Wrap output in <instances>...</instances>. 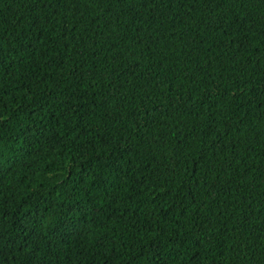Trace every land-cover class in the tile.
<instances>
[{
	"label": "trees",
	"instance_id": "1",
	"mask_svg": "<svg viewBox=\"0 0 264 264\" xmlns=\"http://www.w3.org/2000/svg\"><path fill=\"white\" fill-rule=\"evenodd\" d=\"M0 264H264V0H0Z\"/></svg>",
	"mask_w": 264,
	"mask_h": 264
}]
</instances>
